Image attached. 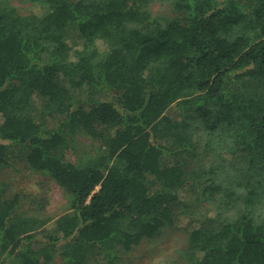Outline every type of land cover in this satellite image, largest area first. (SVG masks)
<instances>
[{
    "label": "trees",
    "instance_id": "16d2710c",
    "mask_svg": "<svg viewBox=\"0 0 264 264\" xmlns=\"http://www.w3.org/2000/svg\"><path fill=\"white\" fill-rule=\"evenodd\" d=\"M18 1L33 11L0 3V176L22 161L68 208L46 234L0 180V264H127L182 217L188 264H264V0Z\"/></svg>",
    "mask_w": 264,
    "mask_h": 264
},
{
    "label": "rangeland",
    "instance_id": "374dc122",
    "mask_svg": "<svg viewBox=\"0 0 264 264\" xmlns=\"http://www.w3.org/2000/svg\"><path fill=\"white\" fill-rule=\"evenodd\" d=\"M3 0H0V3ZM240 3L247 4L249 0H237ZM10 2L18 8L22 14H29L33 11L32 6L18 0H10ZM166 5L156 3L153 6L154 16L159 17ZM80 145L85 151H96L95 145H100V141L94 142L92 139L80 136ZM69 158L76 160V153L69 152ZM207 157V161L209 162ZM15 165L8 167L2 171L0 180L6 185L8 195L16 192L29 194V199L21 201L22 209L25 213L35 215L40 218H50V222L45 226L43 232L51 234L55 228L54 220L67 211L68 204L63 189L49 177L43 173H36L24 164V162H16ZM99 186L97 187V189ZM32 197V199H31ZM203 212L214 215L215 210L208 204L202 206ZM264 214V207L262 213ZM264 222V216H260ZM187 218L182 217L181 223L174 228L165 229L163 233L152 238H146L136 245L132 251L126 256L127 264H188L185 256L181 251L187 245V232L185 225L188 226ZM197 221L192 222V226L197 225ZM189 228V227H188ZM57 264H62L58 259Z\"/></svg>",
    "mask_w": 264,
    "mask_h": 264
}]
</instances>
